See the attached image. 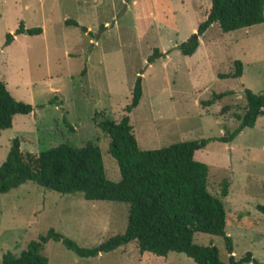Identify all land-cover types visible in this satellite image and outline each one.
Masks as SVG:
<instances>
[{"label": "rangeland", "instance_id": "obj_1", "mask_svg": "<svg viewBox=\"0 0 264 264\" xmlns=\"http://www.w3.org/2000/svg\"><path fill=\"white\" fill-rule=\"evenodd\" d=\"M209 7V0H0V81L16 101L32 108L0 131V164L13 139L30 153L91 142L99 149L105 178L117 182L108 137L95 121L118 122L126 115L136 77L141 97L127 117L139 150L231 132L245 111L243 90H264V20L229 33L212 24L197 37L195 52L181 56L177 47L195 36ZM65 20L85 31L64 26ZM19 23L41 32L14 35ZM6 34L12 36L8 45ZM153 49L159 55L148 63ZM235 61L241 63V76L219 79L233 71ZM227 91L231 95L201 105ZM193 159L207 166L210 195L218 197L222 180L228 184L221 202L232 254L218 236L194 233L192 242L213 246L222 264L229 255L239 259L246 253L252 258L248 264H264V213L256 209L264 207V110L252 128L230 143L208 142ZM127 208L25 183L0 195V264L4 253L18 256L49 229L80 248L95 247L124 232ZM42 254L47 264H194L176 253L140 254L133 242L78 258L48 241Z\"/></svg>", "mask_w": 264, "mask_h": 264}, {"label": "trees", "instance_id": "obj_2", "mask_svg": "<svg viewBox=\"0 0 264 264\" xmlns=\"http://www.w3.org/2000/svg\"><path fill=\"white\" fill-rule=\"evenodd\" d=\"M205 19L197 26L195 37L202 36L216 24L221 33L249 28L263 22L264 0H209ZM64 26L79 27L73 20ZM85 31L83 27H79ZM39 28L24 29L18 24L14 35L40 34ZM12 41L5 35L4 44ZM197 41L191 38L177 47L183 57L191 56ZM159 55L152 50L149 63ZM241 63L233 62V71L221 74L219 79H237L241 76ZM245 111L238 125L218 138L200 139L170 144L155 150H139L129 124V114L141 97L140 77H136L130 91V102L118 122L109 119L95 121L97 128L108 137L107 152L115 161L119 180L105 178L99 149L91 142L81 147L61 144L45 151L30 153L20 149L13 139L4 161L0 164V195L17 187L32 183L60 195L81 194L85 201H105L127 205L125 229L92 248H80L73 241L49 229L45 235L29 242L18 256L9 252L1 256V264H47L42 254L48 241L60 243L78 258H93L112 252L131 242L137 251L164 257L176 253L194 264H222L213 246L192 242L194 233L218 236L223 239L227 254H232L231 241L224 235L225 212L221 202L227 195V182L222 180L218 197L206 189L207 166L193 159L194 152L203 149L210 141L230 143L244 128H252L264 110V90L254 94L244 89ZM231 92L212 94L201 102L203 107L214 104ZM32 108L16 101L0 81V131L10 129L14 116H26ZM97 115H95L96 117ZM256 209L264 213L263 206ZM251 255L239 259L232 255L226 264H248Z\"/></svg>", "mask_w": 264, "mask_h": 264}, {"label": "water", "instance_id": "obj_3", "mask_svg": "<svg viewBox=\"0 0 264 264\" xmlns=\"http://www.w3.org/2000/svg\"><path fill=\"white\" fill-rule=\"evenodd\" d=\"M25 34H26V33H25ZM193 38H194L195 40L197 39V37H195V36H194Z\"/></svg>", "mask_w": 264, "mask_h": 264}]
</instances>
